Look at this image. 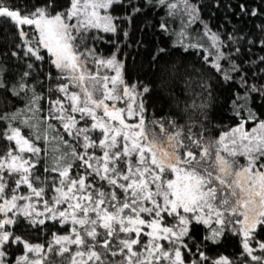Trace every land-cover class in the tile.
<instances>
[{"label": "snow or ice", "instance_id": "6c2138e0", "mask_svg": "<svg viewBox=\"0 0 264 264\" xmlns=\"http://www.w3.org/2000/svg\"><path fill=\"white\" fill-rule=\"evenodd\" d=\"M145 7L162 9L160 30L203 65L161 70L156 89L179 85L187 99L171 88L160 116L153 86L126 77L118 39ZM202 8L0 0V25L15 37L0 46V264H264V113L254 106L264 102V24L226 32ZM221 85L235 124L214 135ZM21 220L64 231L32 243L15 231ZM228 236L238 252L208 253Z\"/></svg>", "mask_w": 264, "mask_h": 264}, {"label": "trees", "instance_id": "16d2710c", "mask_svg": "<svg viewBox=\"0 0 264 264\" xmlns=\"http://www.w3.org/2000/svg\"><path fill=\"white\" fill-rule=\"evenodd\" d=\"M22 2V0H17ZM140 2V0H138ZM203 5L202 15L213 27H222L223 31L229 32L235 29L239 34L256 33V25L264 24V0H200ZM219 7H214L215 4ZM245 4L249 10L258 8L262 14L256 17L245 14L240 11L239 5ZM229 5L231 8H229ZM117 15H125L124 10L117 8ZM164 16L162 9H153L145 7L141 13L136 14L131 23L122 22L121 27L129 35L127 38L118 37L122 40L121 51L126 59V77L129 80H143L150 83L154 92L150 100L152 111L155 115L166 114L170 110V99L166 93L175 88V95L183 101L187 99L183 89L179 85L166 86L163 90L156 89V84L160 79L162 69L179 63L181 70L185 68H203L197 57L191 53H184L182 48L175 43V37L166 34L160 30L161 18ZM199 27V25H197ZM105 39H110L106 34ZM14 37V29L6 22L0 25V46L7 45L11 47ZM99 47L107 54L113 51V46L107 43L99 44ZM165 49L161 53L160 49ZM264 55V53H259ZM156 61H153V57ZM48 70L45 65L44 71ZM207 71V69H204ZM214 96L211 107V115L214 117L213 123L219 125V128L213 129V134L217 135L225 127L234 126L235 120L229 108L232 91L226 86H214ZM14 103V102H13ZM255 108L258 113H264V102H257ZM15 231L32 243H46L51 238V232H62L63 229L55 228L51 225L41 232L31 228L24 220H21ZM204 234L203 227H198L194 233L197 240H200ZM239 251L237 240L232 237H226L219 246H208V253L215 256L220 253L233 254Z\"/></svg>", "mask_w": 264, "mask_h": 264}, {"label": "rangeland", "instance_id": "374dc122", "mask_svg": "<svg viewBox=\"0 0 264 264\" xmlns=\"http://www.w3.org/2000/svg\"><path fill=\"white\" fill-rule=\"evenodd\" d=\"M242 159V162H243V158H241Z\"/></svg>", "mask_w": 264, "mask_h": 264}]
</instances>
